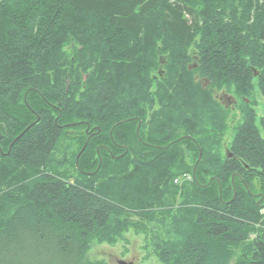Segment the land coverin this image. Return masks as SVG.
I'll list each match as a JSON object with an SVG mask.
<instances>
[{
  "label": "trees",
  "instance_id": "obj_1",
  "mask_svg": "<svg viewBox=\"0 0 264 264\" xmlns=\"http://www.w3.org/2000/svg\"><path fill=\"white\" fill-rule=\"evenodd\" d=\"M254 89L264 0H0V264H88L130 229L164 264H264V116L227 159L211 97Z\"/></svg>",
  "mask_w": 264,
  "mask_h": 264
},
{
  "label": "rangeland",
  "instance_id": "obj_2",
  "mask_svg": "<svg viewBox=\"0 0 264 264\" xmlns=\"http://www.w3.org/2000/svg\"><path fill=\"white\" fill-rule=\"evenodd\" d=\"M163 58V57H161ZM160 58V59H161ZM166 65V60L164 59L163 65L160 64L159 60V67L152 72L153 75H158L157 72L163 71V67ZM162 73V72H161ZM159 78L164 77V73ZM204 87H207L208 84L203 82ZM212 98L226 111L227 114V121L226 122V132L223 134V138L221 141V154L225 156L226 150L229 148L230 142L232 137L235 133L236 125L233 126L232 122H237V125L242 120V112L247 109L246 107L253 109L256 113L257 119L264 116V97L259 95L257 89L253 90L251 96H239L236 91L228 92L225 90H213L211 92ZM236 101V104L232 106V101ZM233 107V108H231ZM232 125V126H231ZM82 128V127H81ZM92 129L89 126L81 129L79 134L81 135L80 138H86L85 136H89L92 133ZM84 135V136H83ZM88 140V139H87ZM87 140L82 141V145H87ZM82 147V148H83ZM66 146L63 149L58 150L54 153V157L52 159L56 163H61V169L69 168V160L71 158V154L73 152H69L65 150ZM74 150V149H73ZM81 151V150H80ZM80 153L78 152L77 156ZM76 156V157H77ZM80 156V155H79ZM195 156V155H194ZM193 153L188 152L184 155L185 162L189 163L190 166H193V171L195 172V164L196 160L194 161ZM79 158V157H78ZM78 161V160H77ZM77 161L75 164L77 165ZM194 161V162H193ZM68 162V163H67ZM62 163H67L66 165ZM68 175L72 176V171H69ZM193 173V172H192ZM180 179L189 181L191 178L189 175H183ZM181 200V199H180ZM178 200L179 202H181ZM192 208V205L189 206ZM155 235L156 233L148 230L147 234L138 233L134 229H130L128 232L122 235L120 240H117L114 245H109L107 243H97L96 241L90 242V247L85 256V261L88 264H164L160 257L156 255L155 252ZM253 238V236H252Z\"/></svg>",
  "mask_w": 264,
  "mask_h": 264
},
{
  "label": "water",
  "instance_id": "obj_3",
  "mask_svg": "<svg viewBox=\"0 0 264 264\" xmlns=\"http://www.w3.org/2000/svg\"><path fill=\"white\" fill-rule=\"evenodd\" d=\"M159 60H160V64L163 65V63H164V59L161 58V59H159ZM161 72H162V71L157 72L159 76H162V75H163ZM255 76H256V73H255ZM85 78H86V77H85ZM85 78H84V79H85ZM92 130H93V129H92ZM85 148H86V144L84 145V147L81 149V151H80L79 153L81 154V152H83ZM80 154H79V155H80ZM201 154H202V151L199 150V157H198V159L195 161V162H196L195 167L197 166V164H198V162H199L198 160H200V158H201ZM79 155L76 157V161L78 160ZM193 174H194V171H193ZM232 179H233V178H232Z\"/></svg>",
  "mask_w": 264,
  "mask_h": 264
},
{
  "label": "flooded vegetation",
  "instance_id": "obj_4",
  "mask_svg": "<svg viewBox=\"0 0 264 264\" xmlns=\"http://www.w3.org/2000/svg\"><path fill=\"white\" fill-rule=\"evenodd\" d=\"M232 106H234L235 104H236V101L234 100V101H232ZM231 108H233V107H231ZM233 126H235L236 124H237V122H232L231 123ZM231 125V126H232ZM230 148V147H229ZM229 148L226 150V153H225V157L227 158V159H232V158H234V155L232 154V152H230V150H229ZM256 195V194H255Z\"/></svg>",
  "mask_w": 264,
  "mask_h": 264
}]
</instances>
